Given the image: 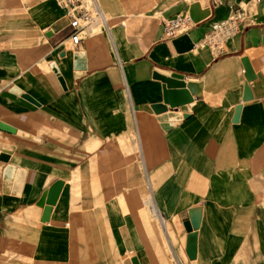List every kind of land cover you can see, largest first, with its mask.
Here are the masks:
<instances>
[{"label": "crops", "instance_id": "obj_1", "mask_svg": "<svg viewBox=\"0 0 264 264\" xmlns=\"http://www.w3.org/2000/svg\"><path fill=\"white\" fill-rule=\"evenodd\" d=\"M102 1L106 27L79 45L68 25L57 28L67 18L57 0L0 18V123L16 130H0L9 157L0 160V264H264V0ZM196 2L210 10L199 23ZM177 19L184 27L169 38ZM185 35L193 48L180 52L174 42ZM161 78L202 94L167 105L161 121ZM57 181L62 192L42 222L39 203ZM86 181L136 191L95 197Z\"/></svg>", "mask_w": 264, "mask_h": 264}, {"label": "water", "instance_id": "obj_2", "mask_svg": "<svg viewBox=\"0 0 264 264\" xmlns=\"http://www.w3.org/2000/svg\"><path fill=\"white\" fill-rule=\"evenodd\" d=\"M209 14H210V10L209 9L203 10L199 2L194 3L190 8V18L194 23H199L200 21L207 18ZM68 24H69V19L64 18L62 21H60L57 24V28L61 29ZM174 43L180 52L189 51L193 48V44L190 42V40L186 35L177 38ZM74 59H75V73L77 77H82L83 75L86 74V68H87L86 55L83 52H77L74 55ZM244 65H245L246 77L248 81H251L254 78V75L249 60H245ZM52 68L54 72L59 76L61 82L64 84V79L61 75L63 69L60 63L58 61L53 63ZM161 79L164 82V103L160 105H156L154 107V111L158 115H161L168 111L167 105H169L171 108H176L179 106L190 104L193 102V96L200 97L202 94V85H199L197 83L185 84L182 81H177L169 78H161ZM251 100H253V96L249 88L246 87L244 102H249ZM241 109H242V105L237 107L234 118L235 122H237L239 118ZM170 116L171 114L161 115L160 120L165 121L166 119L170 118ZM0 124L8 128V132L16 133V130L14 128H9V126L4 125L2 123ZM8 159L9 157L5 154L1 155L0 157V160L3 161H8ZM10 171L11 170L6 171L7 176H9ZM10 175L12 176V172L10 173ZM10 183L11 181H5V184H8V186ZM22 185H23V181H16L15 187L16 189L18 188L20 190L22 188ZM63 186H64L63 181H57L51 186L49 191L46 192L43 198L41 199L39 205L44 206L46 204L41 219L42 222H47L50 219L52 207L57 203V200L62 192ZM200 222H201V210L200 209L193 210L191 212V226H188L189 231L191 232L192 230L195 231L198 230L200 226ZM195 240H196V235H193L189 240L187 253L190 258H193L195 256V251H196Z\"/></svg>", "mask_w": 264, "mask_h": 264}, {"label": "built area", "instance_id": "obj_3", "mask_svg": "<svg viewBox=\"0 0 264 264\" xmlns=\"http://www.w3.org/2000/svg\"><path fill=\"white\" fill-rule=\"evenodd\" d=\"M59 5L66 10L69 19L68 27L71 29L69 39L73 45L83 41L82 34L93 24L106 27L105 14L98 0H57ZM184 27V21L175 20L166 25V34L169 38L175 37Z\"/></svg>", "mask_w": 264, "mask_h": 264}, {"label": "rangeland", "instance_id": "obj_4", "mask_svg": "<svg viewBox=\"0 0 264 264\" xmlns=\"http://www.w3.org/2000/svg\"><path fill=\"white\" fill-rule=\"evenodd\" d=\"M45 1H47V0H0V3H1L0 4V18H3V17L13 18V17H15L16 19H18L27 13L28 7L37 6L40 3H43ZM100 1H102V0H100ZM102 4L105 7L106 3H104V1H102ZM25 7H27V8H25ZM106 14H107V18H108L109 15H108L107 11H106ZM109 24H110V27L113 26L112 23H109ZM100 27L103 31L104 27L100 24H93L92 26H90L89 30L91 33L92 32L96 33V32H98ZM230 27H231V25L228 24L227 28H230ZM225 32H227V31H225ZM101 34H102V32H101ZM82 37L86 38V40L89 41V36L87 35V33L82 35ZM9 128H12V127L9 126ZM0 130L7 132V133H11V132H8V128H6L5 126H3L1 124H0ZM5 130H7V131H5ZM126 182L127 181H86L84 186H83V190L86 191V193H88V194L94 195L95 197L98 195L102 196L103 193L119 194L120 192L124 191L127 187L129 189L134 188L135 189L134 191H136L135 185L130 186L129 184L127 185ZM143 185H144V189H146L145 183ZM95 190H98V194L93 193V191L95 192ZM164 243H165V240H164ZM13 256L20 258V257H29L31 255L30 254L23 255V254H21V252L19 253V251L16 250V251H13Z\"/></svg>", "mask_w": 264, "mask_h": 264}, {"label": "bare ground", "instance_id": "obj_5", "mask_svg": "<svg viewBox=\"0 0 264 264\" xmlns=\"http://www.w3.org/2000/svg\"><path fill=\"white\" fill-rule=\"evenodd\" d=\"M222 30H224V28L222 27V28H220V31H222Z\"/></svg>", "mask_w": 264, "mask_h": 264}]
</instances>
